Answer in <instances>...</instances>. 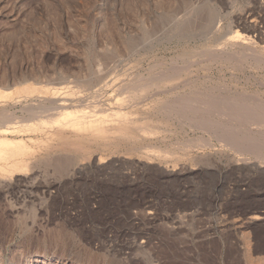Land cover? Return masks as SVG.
<instances>
[{"label":"rangeland","instance_id":"374dc122","mask_svg":"<svg viewBox=\"0 0 264 264\" xmlns=\"http://www.w3.org/2000/svg\"><path fill=\"white\" fill-rule=\"evenodd\" d=\"M262 63L264 0H0V91L79 90L69 110L152 130L58 136L28 176L0 178V264H247L248 237L264 258ZM26 113L0 105V127ZM51 156L75 161L58 173Z\"/></svg>","mask_w":264,"mask_h":264},{"label":"bare ground","instance_id":"6f19581e","mask_svg":"<svg viewBox=\"0 0 264 264\" xmlns=\"http://www.w3.org/2000/svg\"><path fill=\"white\" fill-rule=\"evenodd\" d=\"M220 19V16L218 15L217 16V20ZM144 32V31H143ZM236 36V35H235ZM238 36V35H237ZM240 37V36H239ZM236 38V37H235ZM238 39V38H237ZM236 40L234 39H231L229 40V42H234ZM109 42V41H108ZM115 42V41H114ZM138 42V41H137ZM236 43V42H235ZM136 44V43H135ZM234 44V43H233ZM127 46V45H126ZM140 46V45H139ZM230 46V45H229ZM109 47V46H107ZM87 48V47H86ZM216 49V48H215ZM221 49V48H220ZM223 50V49H222ZM213 51H215L213 49ZM212 51V52H213ZM125 52V51H124ZM105 53V52H104ZM213 54V53H212ZM230 54V53H229ZM228 54V55H229ZM110 55V54H109ZM220 55V54H219ZM223 55V54H222ZM235 55V54H234ZM102 56V55H101ZM107 57V56H106ZM249 57V56H248ZM100 58V57H99ZM110 58V57H109ZM112 58V57H111ZM108 59V57H107ZM115 59V58H114ZM136 59V58H135ZM108 62V61H107ZM110 62V61H109ZM113 62V60H112ZM139 62V61H138ZM262 62V61H261ZM99 63V62H98ZM115 63V61H114ZM113 63V64H114ZM122 63V62H121ZM108 64V63H107ZM263 64V63H262ZM264 65V64H263ZM102 66V65H101ZM262 66V65H261ZM106 68V67H105ZM102 69V68H101ZM128 70V69H127ZM71 72V71H70ZM94 72V71H93ZM91 73V72H90ZM99 73V72H98ZM102 73V72H101ZM92 74V73H91ZM73 75V74H72ZM89 75V74H88ZM93 75V74H92ZM103 75V74H102ZM111 75V74H110ZM68 76V75H67ZM76 76V75H75ZM94 77V76H93ZM76 78V77H75ZM124 78V77H123ZM86 79V78H85ZM103 79V77H102ZM118 79V78H117ZM122 79V78H121ZM137 79V78H136ZM158 79V78H157ZM90 80V79H89ZM99 80V79H98ZM153 80H156V79H153ZM27 81V80H26ZM102 81V80H101ZM105 81V80H104ZM48 82V80H47ZM52 82V81H51ZM95 83V80L93 81ZM112 82V81H111ZM110 82V83H111ZM117 82V81H116ZM120 82V81H119ZM131 82V81H130ZM49 83V82H48ZM104 83V82H103ZM102 83V85H103ZM7 84V83H6ZM22 84V83H21ZM26 84V83H25ZM30 84V83H29ZM34 84V83H33ZM39 84V83H38ZM84 84V83H83ZM127 84V83H126ZM4 85V84H3ZM16 85V84H15ZM31 85V84H30ZM35 85V84H34ZM81 85V84H80ZM86 85V84H85ZM107 85V84H106ZM153 85V84H152ZM13 86V85H12ZM71 86V85H70ZM91 86V85H90ZM104 86V85H103ZM111 86V85H110ZM110 86L107 88H110ZM157 86V85H156ZM66 87V86H65ZM72 87V86H71ZM70 87V88H71ZM80 87V86H79ZM16 88H19L16 86ZM64 88V86H63ZM105 88V87H104ZM2 89V88H1ZM68 89V88H67ZM66 89V90H67ZM72 89V88H71ZM78 89V88H77ZM80 89V88H79ZM100 89V88H99ZM124 91H126L128 89V85H127V88L125 86V88H122ZM126 89V90H125ZM226 89V88H225ZM7 90V89H6ZM65 90V91H66ZM105 90V89H104ZM131 91V89H128ZM137 90V89H136ZM75 89H73V91L70 89L68 90V93H64L63 94H66L64 96L63 99H60L62 96L61 94H58V93H61L62 91H59L58 89H49V88H41V87H37V86H25L23 88H20V89H17V90H14V92H3V91H0V105H5L6 103L8 102H11L13 105H15L16 107V104H21L23 106V109H27V113L29 114V117H32V119H30L29 121H31V123L29 124H21L22 126L20 127H8V128H4V127H0V178L2 177H5V176H13V175H16V174H22L24 173L26 176H28L27 174L31 171V168H32V164L33 163H36L34 162L35 160H33V157H34V154L36 153H39L41 150H42V147L43 146H46L47 143H50V142H53L54 140H56V137L58 136H61L63 138V136H65V134H71L75 137H78V138H82L83 136H88V135H92L94 138H100L102 137L104 134H107V133H111V134H118V135H123V136H126V128L127 127H135L139 133L141 134H144V135H148L150 133H152V130L147 126V125H140V126H136V123L137 121H134V119H132L130 116H129V113H126V112H123L121 111V109H118V111H114V112H107L109 114H102L97 112V114H95V112H85V111H78L77 109L76 110H69V106H68V102H77L75 97H74V94L75 92ZM79 91V90H78ZM77 91V92H78ZM81 91V90H80ZM84 91V90H83ZM86 91V90H85ZM88 91V90H87ZM116 91V90H115ZM135 91V90H134ZM139 91V90H137ZM97 92V91H96ZM185 92V91H184ZM113 93V92H112ZM124 93V92H123ZM134 93V92H133ZM149 93V92H148ZM182 93V92H181ZM235 93V92H234ZM80 94V93H79ZM106 94V93H105ZM128 94V93H127ZM68 95V97H67ZM83 95V94H81ZM107 95V94H106ZM113 95V94H112ZM128 95H132V94H128ZM127 95V97H128ZM144 95V94H143ZM142 95V96H143ZM200 95V94H199ZM230 95V94H229ZM233 95V94H231ZM244 95V94H243ZM61 96V97H59ZM79 96V95H78ZM136 96V95H135ZM134 96V98H135ZM141 96V95H140ZM183 96V95H182ZM181 96V98H182ZM242 96V95H241ZM247 96V95H246ZM245 96V97H246ZM74 97V98H73ZM83 97V96H82ZM126 97V96H125ZM123 97V98H125ZM137 95V99H141V97H139ZM222 97V96H221ZM232 97V96H231ZM244 97V96H242ZM252 97V96H251ZM31 98H35L37 102V104H31L29 103V99ZM97 98V97H96ZM114 98V97H113ZM122 98V97H121ZM205 99V96L203 97ZM209 98V97H208ZM239 98V96H238ZM248 98V97H247ZM246 98V99H247ZM83 99V98H82ZM100 99V98H99ZM118 100L117 101H120L119 98H117ZM131 101H132V97H130ZM129 99V100H130ZM136 99V100H137ZM139 99V101H141ZM145 99V97H144ZM180 99V98H179ZM186 99V98H185ZM203 99V100H204ZM207 99V98H206ZM224 99V98H223ZM229 99V98H228ZM251 98H249L250 100ZM95 100V99H94ZM178 99H176L177 101ZM182 100V99H181ZM180 102H183L181 101ZM212 100V99H211ZM240 100V99H238ZM89 101V100H88ZM122 101L125 102V100L122 99ZM128 101V99L126 100ZM185 101V100H184ZM219 101V100H218ZM248 101V100H247ZM246 101V102H247ZM251 101V100H250ZM255 101V100H254ZM48 102V104H50L51 106H53V104H57L59 105V112L55 113V114H49L46 118H43V116L45 115H42V114H46L49 110L48 108L50 107V105H44L43 103H46ZM97 102V101H95ZM136 105L137 102L134 101ZM133 102V103H134ZM200 102V101H199ZM213 102V101H212ZM212 102L211 105H212ZM216 102V101H214ZM33 103V102H32ZM117 103H121L120 102H117ZM116 103V105H117ZM126 103V102H125ZM131 103V102H130ZM129 104H126V107L128 106L129 107ZM139 103V102H138ZM142 103V102H140ZM219 103V102H218ZM238 103V102H237ZM240 103V102H239ZM254 103V102H253ZM264 103V102H263ZM88 104V103H87ZM135 104H132V105H135ZM182 104V103H181ZM185 104V103H183ZM216 104V103H214ZM248 104V103H247ZM255 104V103H254ZM76 105V104H75ZM177 105V104H175ZM178 105H180L178 103ZM191 105V104H190ZM223 105V104H222ZM90 106V105H89ZM92 106V105H91ZM100 107V105H98ZM112 106V105H111ZM115 106V105H114ZM121 106V105H119ZM125 106V105H124ZM131 106V105H130ZM146 106V104H145ZM188 106V105H187ZM197 106V104H196ZM195 106V107H196ZM199 106L200 107H203L201 108L202 110L204 109V107L206 106V103L204 101H201L199 103ZM199 106H197L199 108ZM263 106V105H262ZM261 106V107H262ZM75 107V106H74ZM87 107V106H86ZM98 107V109H100ZM122 107V106H121ZM134 107V106H132ZM193 106V108H195ZM225 107V106H223ZM244 107V106H243ZM93 108H97V107H93ZM106 108V107H105ZM151 108V107H150ZM163 108V107H162ZM188 108V107H187ZM190 108V107H189ZM193 108H192V113L196 112L194 110L193 112ZM218 108V107H217ZM11 109V108H10ZM58 109V107H57ZM92 109V108H91ZM97 109V110H98ZM127 109V108H126ZM133 109V108H131ZM196 109V108H195ZM224 109V108H223ZM239 109V108H238ZM243 109V108H241ZM240 109V110H241ZM94 110V109H92ZM176 110V109H175ZM179 109H177L178 111ZM180 110H183L184 109H180ZM188 110V109H187ZM197 110V109H196ZM215 110V109H214ZM220 110V109H219ZM222 110V108H221ZM226 110V109H225ZM236 110V109H235ZM25 111V110H23ZM101 111V110H100ZM106 111V110H105ZM108 111V110H107ZM111 111V109H110ZM149 111V110H148ZM182 111V112H183ZM207 111V109L205 110V112ZM210 111V110H208ZM230 111V110H228ZM20 112V111H19ZM22 112V111H21ZM26 112V111H25ZM161 112V111H160ZM181 112V113H182ZM227 112V111H226ZM234 112V111H233ZM245 112V111H244ZM10 113V112H9ZM26 113V114H27ZM198 113H199V110H198ZM225 113V112H223ZM229 113V112H228ZM235 113V112H234ZM263 113V111H262ZM27 114V115H28ZM131 114V113H130ZM135 114V113H134ZM160 114V113H159ZM178 114V113H176ZM200 114V113H199ZM207 114V113H205ZM209 114V113H208ZM213 114V112H212ZM221 114V113H220ZM243 113H241L242 115ZM249 114V113H248ZM254 114V113H252ZM164 115V114H163ZM202 115V114H201ZM219 115V114H217ZM235 115V114H234ZM240 115V116H241ZM257 115V114H256ZM136 116V115H135ZM134 116V117H135ZM142 116V115H141ZM179 116V115H178ZM185 116V115H184ZM197 116H199L197 114ZM208 116V115H207ZM215 116V115H214ZM247 116V115H246ZM252 116V115H251ZM133 117V116H132ZM209 117V116H208ZM207 117V118H208ZM212 117V116H210ZM221 117V116H220ZM222 117H224L222 115ZM236 117V116H235ZM249 117V116H248ZM254 117V116H253ZM15 118V117H14ZM18 118V116H17ZM201 118H204L201 116ZM214 118V117H213ZM227 118V117H226ZM233 118V117H232ZM256 118V117H255ZM3 119V118H2ZM12 119V115L10 116L9 114L5 116V122L6 123H9V121ZM34 119H37V121L35 122ZM192 119V118H191ZM195 118H193L194 120ZM197 119V118H196ZM217 119V118H216ZM224 119V118H222ZM237 119H240V118H237ZM254 119V118H253ZM14 121L16 120L13 119ZM192 120V121H193ZM203 120H206V119H203ZM209 120V118H208ZM215 120V119H214ZM228 120V118H227ZM231 120V119H229ZM235 120V119H233ZM152 121V120H151ZM182 121V120H180ZM187 121V120H186ZM189 121L191 122V120L189 119ZM198 121V120H197ZM200 121V120H199ZM220 121H221V118H220ZM239 121V120H238ZM256 121V120H255ZM196 122V121H195ZM219 122V121H218ZM237 122V121H235ZM240 122H244V121H241ZM181 123V122H180ZM188 123V122H187ZM214 123V122H212ZM217 123V122H215ZM233 123V122H232ZM248 123V122H247ZM186 124V123H185ZM192 124V123H191ZM194 124V123H193ZM231 124V123H230ZM180 125V124H179ZM190 125V124H189ZM239 125V124H238ZM263 125V124H262ZM185 126V125H184ZM233 127V126H231ZM236 127V126H235ZM238 127V126H237ZM236 127V128H237ZM240 127V126H239ZM238 127V128H239ZM247 127V126H246ZM237 128V129H238ZM234 129V128H232ZM236 129V130H237ZM250 129V128H249ZM261 129V128H260ZM204 130V129H203ZM263 130V129H262ZM261 131V130H260ZM167 133V132H166ZM237 133V132H236ZM261 133V132H260ZM264 134V132H262ZM9 134H20L18 137L16 138H9L8 135ZM24 135L26 136L27 138L25 139L24 136L20 137L21 135ZM155 134V133H154ZM157 134V133H156ZM160 134V133H159ZM247 134V133H246ZM253 134V133H252ZM33 135H39L37 138L36 136L34 138H31V136ZM151 135V134H150ZM261 135V134H260ZM166 136V135H165ZM236 134H233L231 137L233 138H236L235 137ZM68 137V136H67ZM72 137V136H71ZM151 137V136H150ZM154 137V136H153ZM229 137V136H228ZM230 137V138H231ZM258 137V136H257ZM60 138V137H59ZM66 138V137H65ZM85 138V137H84ZM90 138V137H89ZM232 138V139H233ZM264 138V137H263ZM238 139V138H237ZM242 139H244L242 137ZM77 140V139H76ZM140 140V139H139ZM62 141V140H61ZM198 141V140H197ZM238 141V140H237ZM236 141V142H237ZM244 141V140H243ZM174 142V141H173ZM260 142V141H259ZM258 142V143H259ZM196 143V142H195ZM194 143V144H195ZM252 144V143H251ZM264 144V143H263ZM156 145V144H155ZM250 145V144H249ZM259 145V144H257ZM158 146V145H157ZM174 146V145H173ZM179 146V145H178ZM181 146V145H180ZM186 146V145H185ZM189 146V145H188ZM170 148V147H169ZM139 149V148H138ZM149 149V148H148ZM152 149V148H151ZM150 149V150H151ZM166 149V148H165ZM176 149V148H175ZM192 149V148H191ZM153 150V149H152ZM155 150V149H154ZM169 150V149H168ZM167 150V152H168ZM186 150V149H185ZM188 150V149H187ZM142 151V150H141ZM145 151H149V150H145ZM144 151V152H145ZM163 151V149H162ZM165 151V150H164ZM177 151V150H176ZM184 151V150H183ZM153 153L154 156L157 155V157H160L158 156L159 155V152L158 151H150V153ZM175 152V151H174ZM148 152V154H150ZM151 153V154H152ZM162 153V152H161ZM166 153V151H165ZM181 153V152H180ZM89 154V153H88ZM168 155V153H166ZM171 154V153H170ZM160 155H164V154H160ZM181 155V154H180ZM66 156V155H65ZM144 156V155H143ZM165 156V155H164ZM171 156V155H170ZM173 156V155H172ZM72 157V156H71ZM145 157V156H144ZM149 157V156H148ZM151 157V156H150ZM162 157V156H161ZM160 157V158H161ZM166 157V156H165ZM176 157V156H175ZM168 158V157H167ZM181 158V157H179ZM197 158V157H196ZM150 159V158H149ZM175 159V158H174ZM148 160V159H147ZM164 160V159H163ZM74 158H69V157H57V156H54V157H47L45 159V162L47 163H50L52 164L53 166H55L58 171L56 170V172H62L64 170H60L61 168H63L65 165L69 166L70 164L74 163ZM41 162V160H40ZM111 162V161H110ZM117 162V161H116ZM238 165V164H237ZM42 166V164H41ZM49 166V165H48ZM40 167V166H39ZM175 167V166H174ZM45 168V167H44ZM48 168V167H47ZM171 169V168H170ZM167 171V170H166ZM27 173V174H26ZM65 173V172H64ZM62 177V176H61ZM15 178V176H14ZM13 178V179H14ZM21 178V177H20ZM12 179V180H13ZM31 179V178H29ZM34 180V179H33ZM6 181V180H5ZM11 181V180H10ZM31 182V181H30ZM57 190V189H56ZM26 217V216H25ZM260 218V217H259ZM257 216H251L250 220L253 221V220H257L259 219ZM249 238V237H248ZM246 238L245 241V256H246V262L247 264H264V258L262 259H259V260H254L250 257V248H251V241Z\"/></svg>","mask_w":264,"mask_h":264}]
</instances>
